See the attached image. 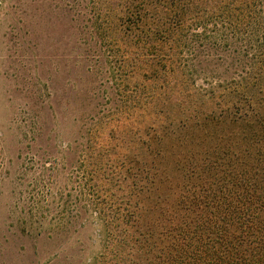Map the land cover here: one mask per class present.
<instances>
[{"label":"trees","instance_id":"16d2710c","mask_svg":"<svg viewBox=\"0 0 264 264\" xmlns=\"http://www.w3.org/2000/svg\"><path fill=\"white\" fill-rule=\"evenodd\" d=\"M95 4L134 51L84 156V263L264 264V0Z\"/></svg>","mask_w":264,"mask_h":264},{"label":"rangeland","instance_id":"374dc122","mask_svg":"<svg viewBox=\"0 0 264 264\" xmlns=\"http://www.w3.org/2000/svg\"><path fill=\"white\" fill-rule=\"evenodd\" d=\"M96 1L0 0V264H85L96 250L84 156L104 114L131 110L117 60L134 51L113 15L108 46Z\"/></svg>","mask_w":264,"mask_h":264}]
</instances>
